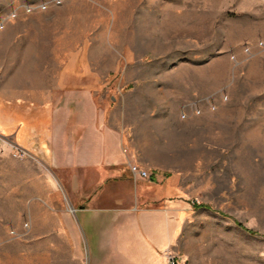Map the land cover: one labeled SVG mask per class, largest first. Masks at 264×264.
I'll use <instances>...</instances> for the list:
<instances>
[{
    "label": "rangeland",
    "instance_id": "rangeland-1",
    "mask_svg": "<svg viewBox=\"0 0 264 264\" xmlns=\"http://www.w3.org/2000/svg\"><path fill=\"white\" fill-rule=\"evenodd\" d=\"M4 54L10 71H45L76 94L90 86L124 128L135 108L166 111L151 128L167 170L144 183L124 166L104 204L135 207L155 187L147 196H165L151 207L180 217L179 264H264V0H0ZM6 149L0 264H93L66 182L48 160Z\"/></svg>",
    "mask_w": 264,
    "mask_h": 264
},
{
    "label": "crops",
    "instance_id": "crops-1",
    "mask_svg": "<svg viewBox=\"0 0 264 264\" xmlns=\"http://www.w3.org/2000/svg\"><path fill=\"white\" fill-rule=\"evenodd\" d=\"M6 59V54L0 56V134L22 151L48 160L66 182L73 201L68 198L77 204L75 211L94 241L93 264H168L163 254L179 236L180 217L175 208L150 205L162 201L165 192L151 199L147 195L157 189L148 186L135 207H120L115 199L107 206L103 194V184L123 181L124 166L136 164L157 176L167 170L151 128L153 115L166 111L135 108L141 116L137 126L124 128L122 110H101L90 86L76 94L59 77L47 82L45 71L41 76H33L30 67L10 71ZM159 121L162 125L164 119ZM160 124L155 120V128H164Z\"/></svg>",
    "mask_w": 264,
    "mask_h": 264
},
{
    "label": "built area",
    "instance_id": "built-area-1",
    "mask_svg": "<svg viewBox=\"0 0 264 264\" xmlns=\"http://www.w3.org/2000/svg\"><path fill=\"white\" fill-rule=\"evenodd\" d=\"M0 148L10 149L15 157H21L27 153L22 151L12 140L5 138V136H3L2 134H0ZM130 171L135 181L150 179L151 177V174L147 170L141 168L136 164H130ZM164 254L169 264H179L176 256L171 253L170 248L167 249Z\"/></svg>",
    "mask_w": 264,
    "mask_h": 264
},
{
    "label": "trees",
    "instance_id": "trees-1",
    "mask_svg": "<svg viewBox=\"0 0 264 264\" xmlns=\"http://www.w3.org/2000/svg\"><path fill=\"white\" fill-rule=\"evenodd\" d=\"M194 206L197 208L206 207L205 205H202V204H194ZM237 224H238V226L243 227V225L241 223H237ZM247 231H249L252 234H255V232H253L251 230H247Z\"/></svg>",
    "mask_w": 264,
    "mask_h": 264
}]
</instances>
